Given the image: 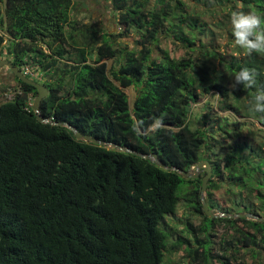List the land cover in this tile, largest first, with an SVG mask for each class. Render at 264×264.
Here are the masks:
<instances>
[{
    "label": "trees",
    "instance_id": "1",
    "mask_svg": "<svg viewBox=\"0 0 264 264\" xmlns=\"http://www.w3.org/2000/svg\"><path fill=\"white\" fill-rule=\"evenodd\" d=\"M105 1L113 34L71 20L73 0H0V58L34 68L48 89L40 114L49 121L29 105L35 88L11 72V82L0 77V264H171L181 248L187 264L262 257L264 222L225 215L264 218V119L248 111L264 89V54L235 46L230 23L232 11L264 19V0ZM132 32L134 45L120 49L117 37ZM244 68L255 87L232 89ZM122 89L135 90L131 104ZM209 95L216 109L204 101L192 114ZM157 117L164 126L148 131ZM59 123L106 145L76 140ZM108 143L182 171L206 160L205 201L218 216L203 211V170L182 178ZM181 201L188 218L178 234L166 217Z\"/></svg>",
    "mask_w": 264,
    "mask_h": 264
},
{
    "label": "rangeland",
    "instance_id": "2",
    "mask_svg": "<svg viewBox=\"0 0 264 264\" xmlns=\"http://www.w3.org/2000/svg\"><path fill=\"white\" fill-rule=\"evenodd\" d=\"M73 1H74V6L76 7V9L71 12V20H77L83 23L97 24L99 26L104 27V29H106L109 34H113L118 31L114 26V18L112 17V11L110 9V5L108 1H105V0H73ZM191 6L192 8L196 7L195 4H191ZM117 40L119 42L120 49L132 47L134 45L133 32L131 33V35L127 37H121V38L117 37ZM222 48L224 49L223 45H222ZM110 64L111 62L109 61L108 65ZM2 72H5L6 74H8L7 69H4ZM7 78H8V75H6L5 77L3 76L1 81L3 83L4 82L8 83L9 81L11 82V80ZM122 90L126 93L129 103L131 104L135 98V90L134 89H126V90L122 89ZM217 100H219L218 97L213 96V95L203 97L197 106H193L192 114H196L199 112V110L203 106L202 104L204 101H208L210 103V106H213L216 109ZM209 114H210V117L212 118L214 117V115H218L221 113L219 111L210 110ZM190 117H191L190 121L192 122V125L194 127L199 126L194 119L195 116H190ZM257 128H260V125L255 124L254 129L256 130ZM191 173H194L193 169L191 170ZM187 208L188 206L186 205V202L181 201L177 207L176 215L166 217V221L169 224V226L175 229L178 234H180V232L183 231L184 225L186 223V219L188 218V215L185 213ZM195 224L196 222H194V225ZM222 231L223 229L221 227L217 228V231H216V235H217L216 241L217 242H219V239L222 236V233H223ZM227 237L229 238V234L227 235ZM176 239H177V235L174 233L173 237L170 238L169 242L175 241ZM217 242L212 245V250H211L212 253L214 252L217 253L219 251V245ZM183 250H184L183 248L178 249L177 251L173 250L174 252L172 253V256H171V259L173 262H171V264H187V259L185 257ZM243 264H264V252H262V257H259L257 259H251L250 253H248L245 256Z\"/></svg>",
    "mask_w": 264,
    "mask_h": 264
},
{
    "label": "clouds",
    "instance_id": "3",
    "mask_svg": "<svg viewBox=\"0 0 264 264\" xmlns=\"http://www.w3.org/2000/svg\"><path fill=\"white\" fill-rule=\"evenodd\" d=\"M230 23L235 46L243 50L246 55H252L253 53L264 54V19H262L260 15L251 11H232ZM4 43H6V41ZM0 77H3V72L0 74ZM30 79L33 80V78ZM255 83L254 70L244 68L233 76L230 87L232 89H236L238 86L253 88L255 87ZM29 100L28 98V101ZM31 103L32 101L29 104ZM248 111L253 115L260 114V118L264 119V89H258L255 92L253 99L249 101ZM142 124L143 121H135L133 130L139 131ZM163 126V117H157L152 125L149 126L148 131L155 132Z\"/></svg>",
    "mask_w": 264,
    "mask_h": 264
},
{
    "label": "water",
    "instance_id": "4",
    "mask_svg": "<svg viewBox=\"0 0 264 264\" xmlns=\"http://www.w3.org/2000/svg\"><path fill=\"white\" fill-rule=\"evenodd\" d=\"M2 68L9 69L10 72L18 80H20L22 83L35 88L36 96L32 100V103H31L32 110L34 111L36 119H37L38 122H40V123H49V121L47 119H45L40 114V103H41L42 99H44L48 95V89L44 85H42V84H40L38 82H35L34 80H32V79L28 78L27 76H25L21 72V70H19L16 66H14L11 63V61L8 60V59L0 58V70ZM23 100L24 101H28V96L26 94H24ZM58 125L59 126H64L68 130H70L72 132V134H73V137L76 140H80V141H83L85 143H93V144H97V145H100V146L106 145V143L104 141H100V140H97V139H95V138H93V137H91L89 135L83 134V133L79 132L76 128H74L73 126H71V125H69L67 123H59ZM108 145L110 147H113V148L119 150V151L127 152V153H130V154L136 155V156H138L140 158H143V159H146L148 161H153L160 168H162L164 170H167V171H175L182 178L197 179L198 178V171L199 170H203L205 172V176L202 179L201 189H200V200H201L202 205H203V211L205 212L206 216H208V217H217L218 216V215L212 213V210L208 208V204L205 201V193H206V190H207V184H208V181H209V179H210V177L212 175L211 166L206 160L198 162L194 166L195 167V172L192 174L190 172V170L189 171H182V170H179V169H176V168L167 167L166 165H164L161 161H159L157 159V156L155 154L144 155L142 153L135 152V151H133L131 149L120 147V146H118L116 144H113V143H108ZM225 216L228 217V218H231V219L239 217V218L250 219V220H253V221L264 222V218H260L258 216L251 215V214H246V213L236 214V215H225Z\"/></svg>",
    "mask_w": 264,
    "mask_h": 264
},
{
    "label": "built area",
    "instance_id": "5",
    "mask_svg": "<svg viewBox=\"0 0 264 264\" xmlns=\"http://www.w3.org/2000/svg\"><path fill=\"white\" fill-rule=\"evenodd\" d=\"M21 72L26 75V76H30L32 78H37V74L34 70V68L30 67L29 65H24L22 68H21ZM10 94H6L5 97H10L9 96ZM31 106V104H29Z\"/></svg>",
    "mask_w": 264,
    "mask_h": 264
},
{
    "label": "flooded vegetation",
    "instance_id": "6",
    "mask_svg": "<svg viewBox=\"0 0 264 264\" xmlns=\"http://www.w3.org/2000/svg\"><path fill=\"white\" fill-rule=\"evenodd\" d=\"M7 72H8V74H7V75H8V78H7V79L11 80V73H10V70L7 69ZM27 96H28V95H27ZM192 169H193L194 172H195V167H194V166L190 169V172H191ZM200 171H201V170L198 171V176H199V174H200ZM192 174H193V173H192Z\"/></svg>",
    "mask_w": 264,
    "mask_h": 264
},
{
    "label": "crops",
    "instance_id": "7",
    "mask_svg": "<svg viewBox=\"0 0 264 264\" xmlns=\"http://www.w3.org/2000/svg\"><path fill=\"white\" fill-rule=\"evenodd\" d=\"M7 74L5 72H3V76L5 77ZM3 94L0 93V97H2ZM1 100V99H0Z\"/></svg>",
    "mask_w": 264,
    "mask_h": 264
}]
</instances>
